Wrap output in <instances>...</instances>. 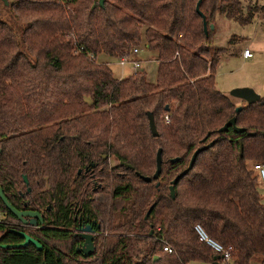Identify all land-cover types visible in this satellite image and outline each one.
Here are the masks:
<instances>
[{
    "label": "trees",
    "instance_id": "obj_1",
    "mask_svg": "<svg viewBox=\"0 0 264 264\" xmlns=\"http://www.w3.org/2000/svg\"><path fill=\"white\" fill-rule=\"evenodd\" d=\"M198 1L0 2V189L13 209L43 220L19 227L0 200V246L22 242L12 230L42 246L0 247V264H64L59 246L80 214L100 225L82 264H223L196 225L228 250L226 264L264 262L252 169L264 165V95L236 105L219 92L215 71L227 50L211 46L217 14L246 26L264 18V0H201L207 35ZM143 38L157 55L154 83L142 70L116 79L98 62L129 55ZM232 118L243 131L219 132ZM159 149V178L145 183L137 175L152 177ZM198 149L171 199V182Z\"/></svg>",
    "mask_w": 264,
    "mask_h": 264
},
{
    "label": "rangeland",
    "instance_id": "obj_2",
    "mask_svg": "<svg viewBox=\"0 0 264 264\" xmlns=\"http://www.w3.org/2000/svg\"><path fill=\"white\" fill-rule=\"evenodd\" d=\"M233 36L242 38V41L229 44ZM211 46L227 50L215 71V84L219 92L228 96L236 105L242 102L230 96L229 93L233 89L249 88L260 97L264 95V18L262 16L249 25L240 26L217 14ZM244 50L252 54L250 59L242 57ZM135 58L139 60L138 70L144 71L146 80L154 83L158 64L157 55L146 48L144 38ZM97 60L107 63L116 79L125 78L136 71L132 65L120 67L118 58L99 57ZM258 189L264 203V188L259 184ZM59 248L64 250L61 245Z\"/></svg>",
    "mask_w": 264,
    "mask_h": 264
},
{
    "label": "water",
    "instance_id": "obj_3",
    "mask_svg": "<svg viewBox=\"0 0 264 264\" xmlns=\"http://www.w3.org/2000/svg\"><path fill=\"white\" fill-rule=\"evenodd\" d=\"M105 0H98V5L100 7L103 6ZM199 0L196 3L195 9L196 12H198L200 15L201 13L199 12V4H200ZM0 2L3 4V6H7L8 5V0H0ZM92 8H94V5L92 6ZM202 19H203V32L205 35H207V27H206V22L203 18V16L201 15ZM230 96L235 98V99H239L241 100V102L246 103L247 105H252L256 102H258L260 100V96L257 95L256 93L253 92V90L249 89V88H239V89H233L230 91ZM241 111V107H237L235 112L239 113ZM147 119H148V126H149V131L152 135V137H157L158 133L154 124V119L152 117V115L149 113L147 114ZM236 119L232 118L230 119L221 129H219V132H225L227 131L228 127H232L234 129V131L236 133H240L243 131V129H239L236 127L235 125ZM239 145H240V141H238ZM212 145L209 144L207 147L208 148ZM203 149H198L197 151H195L189 161L188 167L177 177L174 178V180L171 182L170 186H169V195L171 197V199H174V185L177 183V181L185 176L192 168L194 160L196 158V156L199 154V152H201ZM239 154L241 155V147L239 149ZM177 159H173L171 160V162H176ZM126 168H129V166H126ZM80 171H78L79 173ZM161 172V150L159 149L156 153V170L154 172V174L152 175L151 178L149 177H143V176H139L137 175L143 182L145 183H149L151 180H157L159 178ZM23 181L25 183H27V180L25 177H23ZM27 191H29V189H27ZM0 200L2 201L3 205L5 206V208L16 218H18L22 223L27 224V222H25L24 218H29L30 221L29 223L32 225H35L37 222L39 224H42L43 220L41 218V216L38 213L35 212H30V211H24V212H19L16 211L15 209H13L9 203L7 202V200L5 199L2 190L0 189ZM149 212V211H148ZM147 212V214H148ZM89 230V229H86ZM17 235H19L22 239H23V243L21 245H19L20 247H26L28 245H32L34 246L38 251L42 250L41 245L34 240L33 238H31L30 236L21 233V232H16ZM86 249L84 251V257H87L91 254L92 250H93V245H92V237H89V240L86 241ZM1 248H7L6 246H2Z\"/></svg>",
    "mask_w": 264,
    "mask_h": 264
},
{
    "label": "flooded vegetation",
    "instance_id": "obj_4",
    "mask_svg": "<svg viewBox=\"0 0 264 264\" xmlns=\"http://www.w3.org/2000/svg\"><path fill=\"white\" fill-rule=\"evenodd\" d=\"M79 173L77 172V174H79ZM19 212H24V211H19ZM1 217H2V223H4L5 217L2 213H1ZM16 219L18 221L19 227H23V228H25V227H36L37 224H39L38 222L35 225L30 224L29 218H24V220H25V222H27V224L22 223L18 218H16ZM86 229H89V230H86ZM99 229H100V225L97 224V222L95 220L90 219L88 215H85V214H80L78 216L75 215L73 217V223L71 224V226L69 228H67V240L64 243V250L62 251V253L64 254V264H82V263L86 262L89 258H91L95 254L94 241L96 239L97 231ZM12 232L15 235H17L16 232H21V231L12 230ZM21 233H24V232H21ZM24 234H26V233H24ZM26 235H28V234H26ZM17 236H19V235H17ZM89 237H92L93 250L89 256L84 257V251H85L86 246H87L86 241L89 240ZM22 243H23V239L19 245H21ZM19 245H2V246H6L7 248H4V249L1 248V249H3V250L15 249ZM2 246H0V247H2ZM28 246H32V245H28ZM32 247H34V246H32ZM21 248H24V247H21ZM36 251H38V250L36 249ZM41 251H38V252H41ZM72 252H74L73 253L74 255L80 256L79 259L82 260L83 262H80V260L78 259L77 262L73 263L72 262V258H73Z\"/></svg>",
    "mask_w": 264,
    "mask_h": 264
},
{
    "label": "built area",
    "instance_id": "obj_5",
    "mask_svg": "<svg viewBox=\"0 0 264 264\" xmlns=\"http://www.w3.org/2000/svg\"><path fill=\"white\" fill-rule=\"evenodd\" d=\"M137 54H138V48H133L130 51L129 55L118 58L120 67H124L126 65H132L133 68H135L137 71L140 68L139 61L135 58ZM242 57L244 59H250L252 57V54L248 50H244L242 52ZM164 119H165V123H169V119L167 116H165ZM252 169L257 173L259 177L260 185L264 188V165L254 164L252 166ZM0 222H2L1 213H0ZM194 231L198 235L199 241L204 242L206 245H208L212 249V251L221 259V262H223V264H226L229 261L230 256L228 250L224 249L218 243H215L212 240H210L198 225L194 227ZM163 251L168 254L171 253V249H169L168 247H164Z\"/></svg>",
    "mask_w": 264,
    "mask_h": 264
},
{
    "label": "crops",
    "instance_id": "obj_6",
    "mask_svg": "<svg viewBox=\"0 0 264 264\" xmlns=\"http://www.w3.org/2000/svg\"><path fill=\"white\" fill-rule=\"evenodd\" d=\"M138 61H139V60H138ZM262 264H264V262H263Z\"/></svg>",
    "mask_w": 264,
    "mask_h": 264
}]
</instances>
